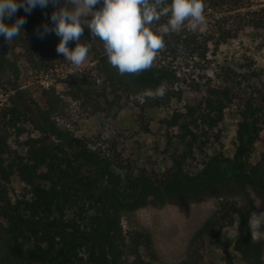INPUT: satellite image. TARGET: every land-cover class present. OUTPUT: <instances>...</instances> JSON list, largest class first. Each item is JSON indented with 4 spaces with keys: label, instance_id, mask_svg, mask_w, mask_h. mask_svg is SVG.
Instances as JSON below:
<instances>
[{
    "label": "trees",
    "instance_id": "16d2710c",
    "mask_svg": "<svg viewBox=\"0 0 264 264\" xmlns=\"http://www.w3.org/2000/svg\"><path fill=\"white\" fill-rule=\"evenodd\" d=\"M256 2L258 6L253 8ZM203 4V11H209L211 19L208 37L215 46L247 27L264 30V0H203ZM161 18L166 24L168 17ZM45 21L43 16L27 18L20 35ZM162 35L164 47L160 50L173 55L186 47L197 59L204 60L208 40L201 35L187 33L182 37L180 30ZM3 65L0 56V69ZM164 69L156 70L159 77L151 68L143 73L119 74L110 69L106 59L102 69L105 78H97L96 83L101 81L111 95L143 94L173 82L175 73L167 77L169 72L164 73ZM15 79L10 82L12 94L0 107V264H121L115 249L119 239L120 247L134 256L128 264H157L155 258L142 260L138 253L142 245L149 248L147 232L135 234L130 245L125 244L117 226L120 210L162 206L176 198L241 195L246 200L248 188L264 197V169L248 161L254 145L264 140V93L249 96L241 103L232 157H214L208 169L195 179L182 175L183 165L195 151L202 152L211 141L219 142L218 126L230 99L213 85L205 86L200 99H186L183 111H175L164 122L167 147L175 140L184 148L170 155L171 172L159 181V186H152L147 178H136L132 192L124 194L117 189L109 165L91 155L82 139L59 130L34 100L24 99L23 93L13 87ZM170 98L181 99L179 92L169 90L157 98L162 101L157 103L163 105ZM23 135L25 139L19 142ZM13 178L24 187L17 198L10 197ZM252 206L247 200L246 208L227 209L221 219L236 217L235 251L248 264H264L262 247L250 236ZM217 223L207 220L203 232Z\"/></svg>",
    "mask_w": 264,
    "mask_h": 264
},
{
    "label": "rangeland",
    "instance_id": "374dc122",
    "mask_svg": "<svg viewBox=\"0 0 264 264\" xmlns=\"http://www.w3.org/2000/svg\"><path fill=\"white\" fill-rule=\"evenodd\" d=\"M52 10L51 5L43 10L36 8L27 18L43 16L47 22ZM17 13L25 15L22 10ZM208 14L209 11H203L202 30L200 26L190 29L187 21L180 29L184 34L182 37L194 33L208 40L204 60L197 59L194 51L185 47L173 55L160 50L152 63L151 69L157 77L160 73L156 70L163 67L164 73L169 72L167 77H171V72L175 73L165 91L179 92L181 99L170 98L165 104L158 105L157 102L162 101L157 98L161 96L125 92H121L124 95H111L108 89L104 90L101 81L96 83L97 78H105L102 69L107 54L102 42L91 38L85 27L80 42L90 44V49L84 62L73 65L62 55H57V36L36 37L35 29L41 23L9 43L0 39V56L5 61V66L0 69V107L12 94L10 82L16 78L13 87L23 93L24 99L34 100L59 130L82 139L91 155L109 165L118 183L117 189L127 194L132 192L136 178H147L152 186H159V181L169 174L170 155L179 154L184 148L175 140L170 148L167 147L164 122L175 111H183L186 99H200L205 86L213 85L220 92H226L230 100L218 126L219 142L211 141L202 152L195 151L183 165L185 178H198L214 157H232L240 105L245 98L264 93V30L247 27L215 46L208 37L209 22L211 24ZM164 24L160 18L152 27ZM74 46L75 42L69 43V48ZM108 66L117 71L109 62ZM122 78L127 81L125 75ZM170 86L172 88L168 89ZM26 106L30 108L29 104ZM169 131L175 133L176 129ZM24 136L18 141L22 142ZM10 145L16 148L12 140ZM248 161L264 169V140L254 145ZM247 190L249 199L246 200L241 195L203 196L185 200L176 198L162 206L122 209L118 212L117 226L127 245L134 240L135 234L147 232L150 235L149 248L142 245L138 249L142 260L155 258L157 264H248L234 249L236 217L221 218L226 214L225 210L244 209L247 200H251L250 236L253 242L261 245L264 263V197L256 196L250 188ZM9 192L11 198H17L24 193V187L13 178ZM207 220L218 223L203 232ZM116 242L119 262L128 264L134 260L128 249L120 247L121 240Z\"/></svg>",
    "mask_w": 264,
    "mask_h": 264
},
{
    "label": "clouds",
    "instance_id": "9594fccd",
    "mask_svg": "<svg viewBox=\"0 0 264 264\" xmlns=\"http://www.w3.org/2000/svg\"><path fill=\"white\" fill-rule=\"evenodd\" d=\"M50 5L53 10L47 22L35 29L38 39L57 36V55L80 65L90 49V44L80 42L86 27L91 38L102 42L108 62L120 74L151 68L158 50L164 47L163 33L179 31L186 21L190 29L200 26L202 30L205 22L203 0H0V39L9 43L18 37L27 16L36 8L43 10ZM18 10L25 15L16 16ZM161 15L168 17L167 23L153 28ZM70 42L75 46L69 48ZM165 90L162 83L143 95L163 96Z\"/></svg>",
    "mask_w": 264,
    "mask_h": 264
}]
</instances>
